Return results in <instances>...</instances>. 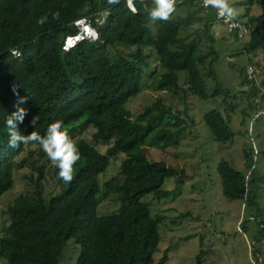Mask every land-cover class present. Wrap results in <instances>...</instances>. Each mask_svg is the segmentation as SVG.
Instances as JSON below:
<instances>
[{
    "label": "trees",
    "instance_id": "obj_1",
    "mask_svg": "<svg viewBox=\"0 0 264 264\" xmlns=\"http://www.w3.org/2000/svg\"><path fill=\"white\" fill-rule=\"evenodd\" d=\"M242 1L247 5L243 23L249 30V37L241 46L249 57L264 52V0ZM133 3L135 13L127 7L126 0H119V3H109V0H0V196L11 190L16 160L30 145L15 149L8 145L6 119L18 108L27 110L23 123L18 125L24 135L37 131L43 136L55 120H62L68 126L84 119L94 130L92 140L108 145L102 154L88 142H79L82 159L76 165L75 178L66 184L58 179V169L53 167L59 191L48 200L42 193L44 166L33 160L31 150L28 157L21 160V166L29 164L36 172L33 182L36 190L32 197L18 196L5 211L9 221L3 230L0 258L7 264H60L63 250L71 240L81 250L76 264L154 262L163 217H151L149 208L140 199L146 195L158 201L171 198L174 191L161 189L166 180L182 176L183 172L162 161L149 160L142 150L147 144L175 143L182 121L161 99L138 115L132 116L127 110V105L141 93L144 78L141 66L147 67L150 59L143 50L153 52L162 68L163 73L156 82L157 91L174 95L183 92L178 85V73H184L189 96L208 99L205 75L215 84L214 96L222 95L226 102L230 92L218 82L214 69L218 54L214 49L215 39L208 32L215 22L211 10L198 7L207 17L204 30L210 43L208 52L203 53L195 41L181 40L179 36L183 27L180 10L194 0H175V11L167 21L150 19V12L156 7L151 0H133ZM254 6L261 10L259 16L249 15ZM54 12H59L58 20L52 19ZM103 12L107 14L105 21L102 25L95 24L94 20ZM45 15L47 22L38 25L37 20ZM85 18L96 29L97 42L83 41L64 52V40L77 34L73 23ZM116 47L133 48L135 53L112 58L110 50ZM14 50L19 52V58L12 56ZM248 62L251 63L250 58ZM247 66L253 67L245 66L241 73L242 84L252 87L251 94H260L255 82L247 79ZM257 78L264 89V69ZM21 98L24 99L22 103ZM261 98L264 100V95ZM228 108L233 106L229 104ZM34 116L38 118L35 128L30 126ZM226 117L228 120L218 110L204 117L219 145L231 143L235 137L228 113ZM164 122L167 128L161 127ZM44 155L42 150L37 154L40 160ZM120 155L124 156L119 167L122 180L114 181V190L111 185L109 190L117 194L124 207L119 214L99 217L98 177L106 172L110 161ZM243 155L246 174L226 161L218 163L217 173L226 200L247 201L252 205L259 186L264 185V172L260 174L256 170L252 149L244 148ZM261 155L264 158V150ZM263 238L264 230L260 229L255 241ZM168 254L169 249L163 251L157 264H166Z\"/></svg>",
    "mask_w": 264,
    "mask_h": 264
},
{
    "label": "rangeland",
    "instance_id": "obj_2",
    "mask_svg": "<svg viewBox=\"0 0 264 264\" xmlns=\"http://www.w3.org/2000/svg\"><path fill=\"white\" fill-rule=\"evenodd\" d=\"M228 4L239 9L237 18L244 22L246 3L242 0H228ZM260 13L261 10L254 6L249 15L259 16ZM179 16L183 19L180 39L195 41L202 52L207 53L210 43L204 30L206 14L200 12L193 3L182 8ZM208 32L215 39L214 49L218 54V61L214 69L218 82L230 92L232 101L229 98L224 102L222 95L214 96L215 84L206 75L204 80L209 96L207 100L187 94L184 73H178V85L183 92L174 95L172 92L157 91V78L163 71L156 55L144 49L143 53L150 59L146 62L147 67L141 66L144 70L141 93L126 107L132 116L138 115L145 107L161 99L165 105L172 107L182 121L175 143L166 146L147 144L142 150L149 160L162 161L183 172L182 176L166 180L161 189L174 191L171 198L158 201L152 195H146L140 199L149 208L151 217H163L159 225L160 243L153 256V264L158 263L166 249H169L166 264L264 262V238L260 242L255 241L260 229L264 230V185L259 186L252 205H248L247 201H228L222 195L221 180L217 173L218 163L226 161L238 172L246 174L244 148L252 149L257 162L256 170L260 174L264 172V158L261 155L264 150V100L259 93L251 94L252 87L247 83L242 84L244 78L241 76L245 66L250 64L256 70V75L261 77L264 52L247 57L242 51L241 43L216 21ZM134 53L133 48L116 47L110 50L109 55L114 58L118 54ZM201 72L205 73L204 70ZM184 93L185 100H182ZM229 104L233 106L232 109L228 108ZM212 110L220 111L226 119L227 113L229 114L230 128L235 132L231 143L219 145L214 141L204 122L205 115ZM161 127L167 128L166 123H162ZM66 130L77 143L88 142L102 154L108 148V145L92 140L94 130L84 119L66 126ZM30 150L33 151V160H38L39 165L44 166L42 193L45 200L59 191L53 176V166L46 155L39 159V146L30 144L16 160L11 190L0 196V240L4 237L3 230L8 226L9 216L5 215L7 208L18 196L32 197L36 190L33 184L36 172L29 164L20 165L21 160L28 157ZM123 159V155L112 159L106 172L98 177L100 190L96 199L99 217L119 214L124 207L118 201L117 194L112 191L114 181L122 180L119 167ZM80 255V246L71 240L63 250L60 264H76ZM0 264L7 262L0 258Z\"/></svg>",
    "mask_w": 264,
    "mask_h": 264
},
{
    "label": "clouds",
    "instance_id": "obj_3",
    "mask_svg": "<svg viewBox=\"0 0 264 264\" xmlns=\"http://www.w3.org/2000/svg\"><path fill=\"white\" fill-rule=\"evenodd\" d=\"M153 2L156 7L150 12V19L152 21L169 20L170 14L175 11V0H153ZM207 2L217 6L222 16L226 14L229 19H236L239 16V9L229 6L228 0H207ZM109 3H119V0H109ZM51 16L53 20H58L60 14L54 12L51 13ZM47 20V15L42 16L37 20V24L44 25ZM13 91H16L15 86H13ZM16 94L18 95V93ZM20 102H24V99L21 98ZM26 116L27 110L23 108H18L17 111L7 116L6 128L9 147L15 149L21 145L38 144L50 164L58 169V179L70 184L75 178L76 165L82 159L77 141L66 130L62 120H55L50 123L43 136L37 131L24 135L19 130L18 125L23 123ZM37 122L38 118L34 116L30 121V126L35 128Z\"/></svg>",
    "mask_w": 264,
    "mask_h": 264
},
{
    "label": "built area",
    "instance_id": "obj_4",
    "mask_svg": "<svg viewBox=\"0 0 264 264\" xmlns=\"http://www.w3.org/2000/svg\"><path fill=\"white\" fill-rule=\"evenodd\" d=\"M142 1V0H139ZM153 2V0H151ZM154 3V2H153ZM194 3L201 9L205 11L211 10L214 14L215 21L222 24L228 34L233 35L237 40L242 44L244 41L248 40L249 30L245 24L237 19H229L227 15H220V9L217 6L209 4L207 0H194ZM126 5L132 12H136L135 5L133 0L129 3V0H126ZM107 17L106 12L100 13L94 22L97 25H102ZM74 27L77 29V34L75 36L67 37L63 42L62 50L68 52L73 49L77 44L82 41L89 43L97 42L98 33L92 23L85 19H79L73 23ZM14 58H19L20 54L17 50L11 52ZM246 76L249 81H254V85L260 90V95H264V89L260 87L259 79L256 76L255 69L251 66L246 68Z\"/></svg>",
    "mask_w": 264,
    "mask_h": 264
},
{
    "label": "water",
    "instance_id": "obj_5",
    "mask_svg": "<svg viewBox=\"0 0 264 264\" xmlns=\"http://www.w3.org/2000/svg\"><path fill=\"white\" fill-rule=\"evenodd\" d=\"M0 250H1V240H0Z\"/></svg>",
    "mask_w": 264,
    "mask_h": 264
}]
</instances>
